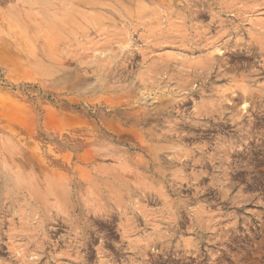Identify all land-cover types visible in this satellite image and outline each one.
<instances>
[{"label": "rangeland", "instance_id": "374dc122", "mask_svg": "<svg viewBox=\"0 0 264 264\" xmlns=\"http://www.w3.org/2000/svg\"><path fill=\"white\" fill-rule=\"evenodd\" d=\"M0 264H264V0H0Z\"/></svg>", "mask_w": 264, "mask_h": 264}, {"label": "bare ground", "instance_id": "6f19581e", "mask_svg": "<svg viewBox=\"0 0 264 264\" xmlns=\"http://www.w3.org/2000/svg\"><path fill=\"white\" fill-rule=\"evenodd\" d=\"M3 47V46H2ZM5 47V46H4ZM137 100V99H136ZM145 109H146V107H144ZM143 109V108H142ZM157 110V109H156ZM152 112V111H151ZM150 112V113H151ZM207 115V114H206ZM184 127V126H183ZM136 128V127H135ZM84 155V154H83ZM79 157V156H78ZM85 158V157H84ZM76 173V172H75ZM122 193V192H121ZM76 211V210H75ZM94 219V218H93ZM104 220V219H103ZM101 224H102V222H100ZM96 225H97V223H96Z\"/></svg>", "mask_w": 264, "mask_h": 264}]
</instances>
